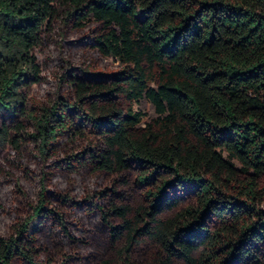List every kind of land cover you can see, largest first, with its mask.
<instances>
[{
	"label": "trees",
	"instance_id": "1",
	"mask_svg": "<svg viewBox=\"0 0 264 264\" xmlns=\"http://www.w3.org/2000/svg\"><path fill=\"white\" fill-rule=\"evenodd\" d=\"M68 27L122 67L62 63L34 105L40 54ZM30 143L50 166L0 264H264V0H0V176ZM54 215L67 241L48 258L28 234Z\"/></svg>",
	"mask_w": 264,
	"mask_h": 264
},
{
	"label": "rangeland",
	"instance_id": "2",
	"mask_svg": "<svg viewBox=\"0 0 264 264\" xmlns=\"http://www.w3.org/2000/svg\"><path fill=\"white\" fill-rule=\"evenodd\" d=\"M90 27L92 28L94 25L91 24ZM87 33H89L88 29L77 30L73 27H68L63 30L61 28L56 34V41L49 44L43 52H41L40 59L43 64L44 79L41 84L34 87L32 92L34 105H41L51 99L50 97L60 82L59 76L62 73L60 65L62 63L70 61L73 64L82 65L88 69L102 71L104 73L116 72L122 67L116 59L101 56L97 50L94 49L92 44H88L89 40H85V35ZM134 109L143 113V125L157 117L154 105L146 98L136 102L134 104ZM64 156H66V153L60 155L58 160L63 159ZM25 157L28 163L25 162V164H23V169L19 170L13 167L8 169L6 167L5 170L9 171V174L4 177L0 176V235L3 236H9L19 220L24 221L27 217L32 215L33 211L31 205L37 200V196L43 185L40 184L37 186L39 182L38 179L50 166V164H43V157L34 143L28 145ZM2 158H0L1 161H3ZM27 167L29 169H27ZM30 173H34L35 175L32 176ZM73 180L77 186H80L85 181L77 175L69 179L67 178V182H72ZM46 187L47 198L53 203L51 207L58 211L65 210L64 206L57 201L58 198L56 195L58 192L54 190L53 186L46 185ZM58 217L59 216L56 215L53 216V220L50 221L52 224H45L48 218L35 220L34 224L31 226L32 229L29 232L30 234H28L35 235L36 241L40 245L37 244L40 249L39 251L47 252L48 258L50 256L49 253H54L53 251L56 250L57 244H61L60 242L66 240L63 235L58 237V232L56 230L52 232L54 229L52 226H54V224L56 225L55 220L58 219ZM67 219L69 220L66 221V226L72 229L76 236H81L83 231H89V229L86 228L82 230V219L79 216H74L71 213ZM86 227L89 228L91 226L87 225ZM83 249L81 248L82 252L86 253L88 249H92V247L84 249V251ZM37 259H39L42 264H50L45 258V254L41 252L37 256ZM15 264L29 263L26 260L18 259Z\"/></svg>",
	"mask_w": 264,
	"mask_h": 264
}]
</instances>
